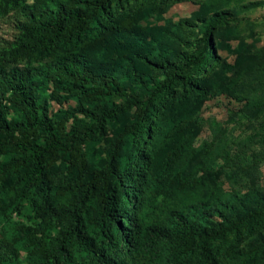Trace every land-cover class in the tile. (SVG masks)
Here are the masks:
<instances>
[{"label": "rangeland", "instance_id": "rangeland-1", "mask_svg": "<svg viewBox=\"0 0 264 264\" xmlns=\"http://www.w3.org/2000/svg\"><path fill=\"white\" fill-rule=\"evenodd\" d=\"M108 2L104 12L82 6L94 14L92 24L98 33L132 19L131 33L124 37L126 48L118 52L109 41L104 49L92 35L79 57L88 71L114 77L127 93L146 97L163 74L117 54L129 50L155 65H166L183 64L205 50L212 52L203 71L184 72L189 85H173L158 99L144 142L122 134L124 126L136 118L133 110L106 120L96 137L85 138L82 151L89 170L103 172L111 160L119 165L123 182L110 180L109 205L115 203L122 214L130 213L124 200L130 192L142 226L186 207L190 222L209 230H226L224 238L212 244L217 264H264V0ZM25 3L32 5L33 0ZM16 16L20 15L14 10L0 14V46L14 39ZM34 84L38 103L52 126L65 118L64 130L72 138L92 128L100 110L126 102L116 95L83 98L70 86L59 92L56 101L50 84L39 79ZM6 119L21 120L20 112L9 108ZM1 161L9 162L10 157ZM88 172L74 176L60 160L50 168L53 192L49 202L56 215L48 237H59L68 227L61 212L69 196L62 194L66 189L80 197ZM97 196L81 207L82 223L95 241L103 238L91 225L97 215ZM2 197L7 206L9 195L2 193ZM26 206L23 215L15 211H9V218L0 215V231H6L9 238L15 234V224L31 223L33 210ZM194 244L182 256V264H202ZM17 246L19 264H27V251L21 243ZM75 255L84 256L77 251Z\"/></svg>", "mask_w": 264, "mask_h": 264}, {"label": "trees", "instance_id": "trees-1", "mask_svg": "<svg viewBox=\"0 0 264 264\" xmlns=\"http://www.w3.org/2000/svg\"><path fill=\"white\" fill-rule=\"evenodd\" d=\"M82 4L103 12L109 6L108 0H33L32 5L25 0H0L1 15L13 10L20 15L15 17L14 39L0 46V215L9 218V211L23 215L28 209L26 203L33 210L31 223L15 224L11 238L6 231H0V264L20 263L19 243L27 251V264H182V256L193 242L199 262L217 264L212 244L222 240L226 230H209L190 222L185 216L186 207L171 210L163 219L142 226L130 192L124 199L130 213L122 214L115 203L109 205L110 180L123 182L119 165L111 160L103 172L89 170L82 151L87 136L96 137L106 120L128 110H133L136 118L124 126L122 134L144 142L150 113L158 99L170 92L173 85H189L184 72L192 68L203 71L212 52L205 50L183 64L166 65H155L147 57L129 50L117 54L129 60L137 59L163 74L146 97L138 98L127 93L114 77L88 71L79 57V50L90 45L86 40L92 35H96L102 48L106 49L111 41L122 52L133 20L106 26L98 33L92 24L94 14ZM97 22L100 23L98 19ZM23 62L26 66H22ZM35 79L53 87L56 101L59 92L70 86L83 98L116 95L126 102L100 110L95 125L72 138L64 130L65 118L55 128L52 126L38 103ZM9 108L17 109L21 120L8 121ZM136 151L135 156L139 157L140 147ZM5 156L10 161L2 163ZM59 160L74 176L82 177L89 172L80 197L63 188L66 192L62 195L69 198L61 219L67 221L68 227L59 232V237L50 238L47 233L56 212L49 202L53 187L48 172ZM2 193L9 195L7 206ZM95 193H98L97 215L91 225L103 237L97 241L88 235L81 217L83 203ZM75 251L84 256H76Z\"/></svg>", "mask_w": 264, "mask_h": 264}]
</instances>
